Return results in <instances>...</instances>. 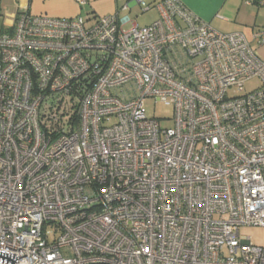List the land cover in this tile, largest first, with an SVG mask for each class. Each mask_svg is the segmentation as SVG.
Returning <instances> with one entry per match:
<instances>
[{"label": "built area", "instance_id": "obj_1", "mask_svg": "<svg viewBox=\"0 0 264 264\" xmlns=\"http://www.w3.org/2000/svg\"><path fill=\"white\" fill-rule=\"evenodd\" d=\"M155 7L0 31V264H264L239 233L264 227V62L181 0Z\"/></svg>", "mask_w": 264, "mask_h": 264}, {"label": "crops", "instance_id": "obj_2", "mask_svg": "<svg viewBox=\"0 0 264 264\" xmlns=\"http://www.w3.org/2000/svg\"><path fill=\"white\" fill-rule=\"evenodd\" d=\"M145 1L151 3L157 11L155 5L161 0ZM181 1L213 29L222 33H243L264 62V44H257L254 37L255 31L264 26V0ZM135 7H139L141 12L147 11H143L133 0H88L87 6L82 8L76 0H0V31L6 30L13 23L16 14L24 10L32 14L65 18L81 13L89 16L117 14L119 18L128 17L130 21L122 26L127 29L136 24L128 15Z\"/></svg>", "mask_w": 264, "mask_h": 264}, {"label": "rangeland", "instance_id": "obj_3", "mask_svg": "<svg viewBox=\"0 0 264 264\" xmlns=\"http://www.w3.org/2000/svg\"><path fill=\"white\" fill-rule=\"evenodd\" d=\"M150 5V9L141 12L139 7H135L133 11L128 12L129 17L136 23L137 26L147 25L151 23L157 16L158 13L155 8ZM259 84V79H250L243 85V92L246 93L254 89ZM230 94L234 93L232 89L229 90ZM144 110L146 115L150 117L160 118V125L162 127H168L172 125V107L165 105L158 100L153 98H145L143 100ZM239 233L242 235L249 236L251 241L255 244L264 245V227L244 225L239 228Z\"/></svg>", "mask_w": 264, "mask_h": 264}]
</instances>
